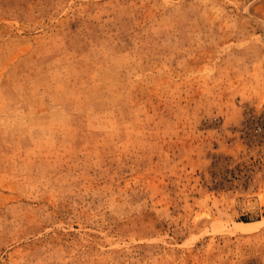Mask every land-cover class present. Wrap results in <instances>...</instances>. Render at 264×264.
Returning <instances> with one entry per match:
<instances>
[{
	"label": "rangeland",
	"instance_id": "1",
	"mask_svg": "<svg viewBox=\"0 0 264 264\" xmlns=\"http://www.w3.org/2000/svg\"><path fill=\"white\" fill-rule=\"evenodd\" d=\"M0 264H264V0H0Z\"/></svg>",
	"mask_w": 264,
	"mask_h": 264
},
{
	"label": "bare ground",
	"instance_id": "2",
	"mask_svg": "<svg viewBox=\"0 0 264 264\" xmlns=\"http://www.w3.org/2000/svg\"><path fill=\"white\" fill-rule=\"evenodd\" d=\"M249 224H243V223L239 224V226H240L239 227V231L240 232H243V233L247 232L248 231Z\"/></svg>",
	"mask_w": 264,
	"mask_h": 264
},
{
	"label": "built area",
	"instance_id": "3",
	"mask_svg": "<svg viewBox=\"0 0 264 264\" xmlns=\"http://www.w3.org/2000/svg\"><path fill=\"white\" fill-rule=\"evenodd\" d=\"M258 129V128H257Z\"/></svg>",
	"mask_w": 264,
	"mask_h": 264
}]
</instances>
